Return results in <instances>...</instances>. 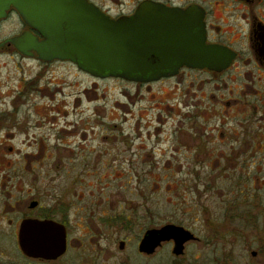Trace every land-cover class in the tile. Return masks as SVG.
Listing matches in <instances>:
<instances>
[{
    "label": "flooded vegetation",
    "instance_id": "1",
    "mask_svg": "<svg viewBox=\"0 0 264 264\" xmlns=\"http://www.w3.org/2000/svg\"><path fill=\"white\" fill-rule=\"evenodd\" d=\"M87 1L115 20L151 6L189 12L205 46L218 50L217 65H183L140 81L95 76L36 52L24 56L8 40L31 33L42 41L43 35L10 5L0 20V55H15L18 78L0 92V226H6L0 236L14 237L26 257L19 246L22 224L53 221L66 231L63 256L99 250L110 257L118 242L121 252L132 245L144 258L168 252L179 264L192 247L218 242L215 221L222 230L259 223L264 0ZM59 67L74 78L54 74ZM106 82L121 88L109 97ZM220 178L227 189L218 188ZM179 229L189 239L177 255L180 238L169 234ZM242 230L237 227L238 237ZM156 231L167 234L151 253L141 252Z\"/></svg>",
    "mask_w": 264,
    "mask_h": 264
},
{
    "label": "water",
    "instance_id": "2",
    "mask_svg": "<svg viewBox=\"0 0 264 264\" xmlns=\"http://www.w3.org/2000/svg\"><path fill=\"white\" fill-rule=\"evenodd\" d=\"M12 4L43 35L42 41L31 33L8 40L24 56L36 52L45 60H70L95 76L140 81L176 73L183 65H217L218 50L205 46L203 32L189 12L151 6L115 20L87 0H0V20ZM179 230L169 234L180 238L177 255L189 239ZM166 232H149L140 251L151 253ZM19 246L30 259L56 261L66 253V231L53 221H27L20 230Z\"/></svg>",
    "mask_w": 264,
    "mask_h": 264
},
{
    "label": "rangeland",
    "instance_id": "3",
    "mask_svg": "<svg viewBox=\"0 0 264 264\" xmlns=\"http://www.w3.org/2000/svg\"><path fill=\"white\" fill-rule=\"evenodd\" d=\"M11 53L0 55V92L7 93L11 84L14 85L16 79L15 74L18 73L15 67V61L12 59ZM54 74L65 78H74L72 71L66 67L54 68ZM9 84L7 87L4 85ZM90 81L83 78V85L88 86ZM121 85L115 82L102 83V89L107 91L108 96L116 93ZM218 188H228V182L224 178H220ZM217 188V189H218ZM260 199L257 201L260 205V219L257 224L243 223V225L226 226L224 230L219 228V223L214 222V228L218 233L217 241L212 247L202 248L194 246L188 252V256L179 264H264V235L261 234L264 229V190L259 193ZM219 199H212V208L214 213L220 212ZM256 211V210H255ZM237 227L243 228V235L237 236ZM0 228H6L1 225ZM214 235V234H213ZM261 237V239H260ZM236 238V239H235ZM213 244V243H212ZM112 256L99 254V250L94 253L91 251L88 255L79 254L71 251L68 255L56 262H43L31 260L24 257L18 249L17 240L10 236H0V264H174L172 257L168 252H163L152 258H144L138 254L137 248L132 245L124 252L119 251L118 242ZM252 251H257L258 255L253 257Z\"/></svg>",
    "mask_w": 264,
    "mask_h": 264
}]
</instances>
